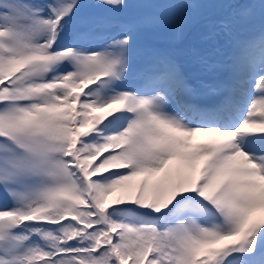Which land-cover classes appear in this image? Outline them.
I'll list each match as a JSON object with an SVG mask.
<instances>
[{"label":"snow or ice","instance_id":"6c2138e0","mask_svg":"<svg viewBox=\"0 0 264 264\" xmlns=\"http://www.w3.org/2000/svg\"><path fill=\"white\" fill-rule=\"evenodd\" d=\"M0 264H264V0H0Z\"/></svg>","mask_w":264,"mask_h":264},{"label":"rangeland","instance_id":"374dc122","mask_svg":"<svg viewBox=\"0 0 264 264\" xmlns=\"http://www.w3.org/2000/svg\"><path fill=\"white\" fill-rule=\"evenodd\" d=\"M202 31H203V28L201 27V28L193 29L191 32H189L188 35H187V42H186V44L183 47H187V46L191 45L193 43V38H195V37H199L200 38V35H201ZM166 37H167L166 33H161L159 38L154 40V41H152V42L160 43V41H161L163 43H168Z\"/></svg>","mask_w":264,"mask_h":264}]
</instances>
